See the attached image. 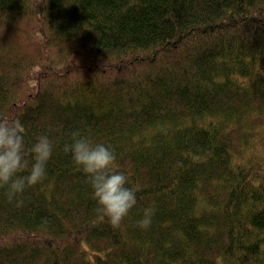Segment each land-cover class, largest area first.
<instances>
[{"label": "trees", "instance_id": "1", "mask_svg": "<svg viewBox=\"0 0 264 264\" xmlns=\"http://www.w3.org/2000/svg\"><path fill=\"white\" fill-rule=\"evenodd\" d=\"M0 118L53 144L20 206L0 189V264H264V0H0ZM74 131L137 189L119 228Z\"/></svg>", "mask_w": 264, "mask_h": 264}, {"label": "clouds", "instance_id": "2", "mask_svg": "<svg viewBox=\"0 0 264 264\" xmlns=\"http://www.w3.org/2000/svg\"><path fill=\"white\" fill-rule=\"evenodd\" d=\"M71 140L63 151L71 153L74 165L87 177L98 218L119 228L137 204V189L126 186L129 178L118 170L110 147L94 143L90 136L79 131L71 133ZM52 154L53 144L47 135L38 136L35 143L27 144L19 121L0 118V189L6 190L10 203L15 201L20 206L23 201L19 197L28 188L43 182ZM154 214V207L145 208L137 225L149 228Z\"/></svg>", "mask_w": 264, "mask_h": 264}, {"label": "bare ground", "instance_id": "3", "mask_svg": "<svg viewBox=\"0 0 264 264\" xmlns=\"http://www.w3.org/2000/svg\"><path fill=\"white\" fill-rule=\"evenodd\" d=\"M96 262V261H95Z\"/></svg>", "mask_w": 264, "mask_h": 264}, {"label": "rangeland", "instance_id": "4", "mask_svg": "<svg viewBox=\"0 0 264 264\" xmlns=\"http://www.w3.org/2000/svg\"><path fill=\"white\" fill-rule=\"evenodd\" d=\"M221 264V263H220Z\"/></svg>", "mask_w": 264, "mask_h": 264}]
</instances>
